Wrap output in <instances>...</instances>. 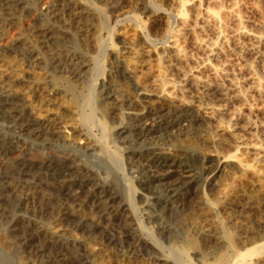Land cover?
Segmentation results:
<instances>
[{
	"label": "bare ground",
	"instance_id": "1",
	"mask_svg": "<svg viewBox=\"0 0 264 264\" xmlns=\"http://www.w3.org/2000/svg\"><path fill=\"white\" fill-rule=\"evenodd\" d=\"M31 1L29 5V12H32L31 14L16 16L14 18L15 21L7 22L8 29H5L4 26H2L4 29L0 28V89L6 86L8 88H5L6 93L14 92L19 97V102L10 101V106L6 110V118L13 120L14 123H19L14 124V128H19L24 135L27 134L35 139L39 138L49 149H53L52 147L57 139L75 150L94 148L96 143L95 137L93 139L91 134L92 129H101L103 137L110 133V126L103 119V114L99 112L100 116L102 114V117L95 115L96 109H94V106H98L94 103H96L95 100L99 96V104L101 106H99L98 110H103L105 106L107 109V105L104 104L105 106L103 107L102 103L106 102L107 98L111 96L106 92L107 89L105 88L107 87L101 82L93 84L87 93L80 92L81 89L78 91L79 86L76 83L83 76L86 77V73L91 67L89 59H87L88 57L85 54L87 52L82 51V45H77L74 42V38H76L75 31H81L84 26L88 25L90 17L92 18L97 13L99 14L100 8L89 0H87V3L81 0ZM204 1L198 0L196 3L192 2V5L189 0H179L180 8L178 7L179 9L176 14L179 19L177 27L169 31L166 40H164L166 44L163 42L164 46L162 48L164 49H162L161 53L157 54L159 60H163L164 62L172 56L175 60L182 63V65L183 63L185 65L189 62V58L188 53L184 50V45L190 43L196 48H201L202 50L200 51L202 53L204 50L205 56L203 60L200 63L198 62V65L195 63V67L185 68V66H182L181 69L179 68L177 70L178 77L176 76L178 79L174 78L175 76L173 77V69L170 68L168 70L166 67L165 70V66L163 65V69L153 74V86L151 85L153 88H143L139 92L138 98H141L147 104H141V108L129 111L128 115L126 114L127 121L125 119V122L118 121V125L120 126L116 124L118 126L117 134H126V138L128 137V133L131 132L136 137V140H141L139 146L133 151L134 157L142 159L143 163L148 164L149 169L152 167L150 174L144 175L143 181L145 183L143 185L148 186V184L150 185L154 182L161 183L165 187L169 197L178 200V204H180L175 209L170 210L168 199L156 198L157 205L161 208L166 207V210L169 209L168 212L174 214V217L177 218L176 229L172 231L169 227L168 230H165L171 240L173 239L171 245H164L158 238L161 236L159 234L161 230H159L158 234L160 236L158 237L152 236V233H147V236H142V234L136 235L137 237L134 236L133 240L131 239V245L133 246L131 249L139 253H153L156 256L154 264H264V166L262 165L264 161V138L258 135L259 138L257 139L250 137L251 139L246 141L243 137L245 135L242 136L239 134L240 131H237L240 125H236L235 121H230V125H226V127L216 125L220 127L216 131L206 121L209 117L219 116L224 113L227 105L235 99L244 98L246 94L244 93V89L246 88H243V85L247 82V84L251 83L252 88L257 91L262 89L261 78L253 70L255 69V64L249 61V63H246L245 61L244 65L238 64L240 67L235 69L239 71L235 72L234 70L232 72L230 67L236 68L237 66L235 67L231 64L228 70L227 63L224 62V64H227V66L225 65L226 68L222 65V62L221 65L213 64L211 60L218 57L221 52H224L222 51L225 49L223 45H225L224 42L227 44L228 39H231L230 42L232 40L239 41V39H243L245 40V42L243 41L244 44H242L244 48L241 47L244 51L254 55L255 58H258L264 64V61H262L264 51L260 50L261 46L264 47L263 28L261 27L262 30L260 31L259 28L257 29V25V27L255 26L256 29H253L254 26L253 28H249L243 23L242 14L239 15L240 13L236 12L239 9L235 6L236 0ZM186 2L187 4L189 2L190 6L192 5L191 8H187L189 17L184 16ZM112 8L119 16L124 14L120 4ZM157 8L155 11H160V8ZM36 21L39 22V27L36 25L38 28L35 30L34 41H20L22 50L25 49V53H21V56L8 54L4 48L7 50L14 48L13 45L15 43H13V40L15 39L13 37H15L14 34L19 29L18 25L21 26L25 23V25L31 26ZM57 21L61 22L62 25H58ZM199 30L204 31V33L209 30L212 38L198 36ZM201 34L200 32L199 35ZM71 36L73 42H71V39L70 42L67 40ZM150 40V38H144V41L149 45L152 41ZM168 42L170 43L167 45ZM102 43L100 38L96 36L93 38L90 48L92 47L97 52H100L103 50ZM128 44L125 41L123 48L129 49ZM235 44L237 43L235 42ZM83 47L84 49L85 47L87 48L84 45ZM169 53L172 55H169ZM116 57L125 75L129 79L136 80L135 65H131V60H128V56L126 58V56L120 53ZM31 58L32 61H30ZM262 63L261 65H263ZM252 65L254 66L253 69ZM99 66L94 65L96 71ZM230 70L232 73L229 72ZM234 72H238V74ZM259 75L261 76V73ZM219 80L226 83L223 85ZM74 81L77 82L74 83ZM152 96L155 99L151 100ZM104 97H106V100L103 99ZM212 98H217L222 103L219 102L221 104L215 105L209 103L210 101L207 102V99ZM119 100L118 102H121ZM138 102L139 99H128L129 104H139ZM117 119L119 120L120 118ZM231 119H235L233 118V114ZM77 121L84 124L82 126L85 127L86 131L79 128L80 125H78ZM248 126H250L249 123ZM225 131H229L232 141L228 140L225 136ZM242 132L244 131L242 130ZM157 133L159 135L154 138L153 134ZM162 137L175 141L177 143L175 148L167 149L165 148L166 146L163 147L161 143L163 139L159 140ZM18 139L13 137H9L8 139L5 138V135L0 134V146L8 149L18 148ZM100 142L103 143L102 138ZM250 150L254 152L251 151V153ZM248 153L249 155H253L252 158L248 159L244 157ZM53 155L56 156L54 152L47 154L46 159L39 164V167H34L33 169V175L39 176V184L44 183V181L48 183L55 181L57 185H55L56 190L59 188L68 189L71 194L70 197L81 203L87 201V198L89 200L93 198L98 209L102 210L104 215L108 214L107 210L116 205V202L118 204L120 202L122 210L128 211L127 220H124L121 225L124 227L122 231L133 230L131 221L128 220H133L135 216L132 211L134 205L131 196L134 188L131 185H127L129 193L127 202L123 203L112 193L103 190V187L99 182L95 181L92 176L93 174L91 175L92 171L90 172L86 165L79 164V160L78 164L74 163L76 156L70 154L64 156L65 154H63L60 157L57 154L56 158L59 160L60 165L54 168L53 165L56 159H54ZM112 157L117 160L113 155ZM17 163L18 159H15L12 163L5 164L4 166L5 168L8 167V169L15 170ZM13 172L15 173V171ZM17 182H11L10 191H12L13 196L19 204L24 203V206H26L25 198L20 193L24 192V190L25 193L26 190H28L27 193L31 190L33 191V188H37L38 185L29 181ZM203 182L205 184L207 182L211 186L210 198L203 196L201 194L202 191L197 189L198 183L202 184ZM82 186L89 193L86 200L84 198L81 199L78 192L73 190L75 187L83 188ZM158 186L160 185L158 184ZM81 192L83 193V191ZM184 194L185 196L183 197ZM25 195L27 196V194ZM36 195L37 193L34 196ZM195 195L199 200L192 205L189 203V208L184 211L185 205L189 201H192ZM40 199L42 204L46 206L53 200L45 193L40 195ZM69 205L71 206V204ZM58 210L57 216L55 214L52 215V213H48L47 217L45 216L49 221L48 225L44 223L39 225L40 231L43 233L42 235L54 241L53 244L56 242L60 246L71 244L81 247L84 252V262L86 261L87 264H103V261L105 264H123L120 263V260L124 258L128 259L129 264H142V262L135 263L130 261V259L136 261L137 257L127 255L128 253L122 254L118 258L119 260L113 258V255H110L109 252V256H107L105 252L104 254L101 251V247L95 245V242L92 240L85 242L87 239H84V241L71 231L70 223H79L86 220L99 221L94 218L95 216H91L88 219V217L83 216V212L81 214L79 210L66 207L65 205L59 206ZM237 210L238 213L235 215ZM156 218V221L159 220V217ZM116 233V235L120 234L118 231ZM100 241L102 240L100 239ZM192 258L196 259V262ZM113 259L117 261H113ZM63 260L60 264L67 263V261Z\"/></svg>",
	"mask_w": 264,
	"mask_h": 264
},
{
	"label": "rangeland",
	"instance_id": "2",
	"mask_svg": "<svg viewBox=\"0 0 264 264\" xmlns=\"http://www.w3.org/2000/svg\"><path fill=\"white\" fill-rule=\"evenodd\" d=\"M30 1L31 0H0V24H1L0 28L4 26L5 29H8L7 27H9L8 26L9 21H15L14 18L16 16L19 17L20 15L26 16V15L31 14L32 12H29L30 11L29 5L31 4L32 1L31 2ZM81 1L85 3L88 2L87 0H81ZM89 1L93 2L94 5L100 8V13L99 14L97 13L99 17L96 16L97 14L94 15L92 18L90 17L88 21V25L84 26L81 31H78V32L75 31L76 35L75 34L74 35L76 38H74V42H76L77 45L79 44L82 45V47L83 45L87 46L88 49L86 47L85 49L84 47L83 48L81 47V49L82 51H85L90 54L89 55L85 53L86 56L88 57L87 59H89L91 68L87 71L86 77L83 76L81 79L78 80V82L74 81V83L77 82L76 84L77 86H79L78 91L81 89L80 92L87 93V91H89L90 87L93 84H96V83L98 84L101 82L107 87L105 88L107 89L106 92H108L111 97L112 96L115 97V98L113 97L107 98V100H106V97H104L103 99H105L106 102L102 99L104 101V102L102 101L103 107L107 105V109L105 106L103 110H98L100 108L99 106H101L99 104L100 103L99 96H97L98 102L97 100H95L96 103H94L98 106V107L94 106V109H96L95 115L99 117L100 116L99 112L103 114V119L105 120L107 125L110 126V129H109L110 133H108L107 136L105 135V137H103L101 133V129L99 130L96 128L92 129L91 134L93 136V139L95 137L96 144H95V147L91 149L75 150L69 146H66L67 145L66 143L64 145V142L58 139L55 140L56 143L54 142V145L52 147L53 149H49L47 145L44 142H42L39 138L35 139L33 137L28 136L27 134L24 135L21 132V130H19V128H16V127L14 128V124H19V123H14L13 120L7 119L6 110L10 106V101L13 100V102H19V97L14 92L6 93L7 92L5 90V88H7L6 86L0 89V134L5 135V138H8V139L9 137L19 138L18 148L8 149L6 147L0 146V167H2L0 169V264H60L63 259H64L63 261H67L66 264H87L86 261L84 262L85 260L83 259L84 252L81 247L73 246L71 244H65L63 246H60L56 242H55L56 244L55 245L53 244L54 241L46 238V236L42 235L43 233H41L40 231L39 225L43 223L45 225H48L49 221L47 218H45V216L47 217L48 213H52V215L53 214L56 215L57 212L59 211L58 210L59 206L61 205H65L66 207L79 210V212L81 214L84 213L83 216L88 217V219H90L91 216L92 217L95 216L94 218L100 221V222L99 221L93 222V221L86 220V221L79 222V223L72 222L69 224V226H71L70 227L71 231L77 236L81 237L82 240L87 239L86 241L84 240L85 242H87L88 240H92L93 242H95V245L98 247H101L102 248L101 251L103 253L105 252L106 254L105 253L104 254L107 256H109L108 255V252H109L110 255H113V258L118 259L122 254L128 253L127 255L137 257L136 261L133 259L132 260L130 259V261H133L135 263L142 262V264L143 263L144 264H147V263L154 264L156 256L153 253H139L131 249L133 248V246L131 245V242L133 240L132 238L138 234H142V236L144 235L147 236L146 235L147 233L149 234L152 233L151 235L155 237H158L161 235L158 238L166 246H169L173 243V239L171 240L170 236L168 235L167 231L165 232V230H168L169 227L172 231L176 229V221H177L176 219L177 218L174 217V214H170L168 212L169 209L166 210L167 209L166 207L161 208L159 205H157L156 198L168 199L169 200L168 205L170 207V210H173L176 207H178L180 205L178 204L179 201L170 198L165 190V187L161 183L154 182L150 185L148 184V186L143 185V183H145L143 181L144 175L150 174V169H152V167H150L149 169L148 164L143 163L142 159H138L134 157L133 151L139 146L141 140L139 141L138 139L136 140V137L131 132H129L131 136L128 133V137L125 138L126 134H123V135L117 134V129H118V126H120L118 125L119 122L121 121L125 122V120L127 121L128 119L127 113L129 111H132L135 108L137 109L141 108V104H147V102H144V100L142 101L141 98H138V96H139V92L141 91V89L143 88L150 89V87L151 89L153 88L152 87L153 86L152 82L154 79L153 74H156L158 70L163 69L162 67L165 66L164 67L165 70H166V67L168 68V70L170 68L173 69L172 70L173 72L171 71L173 74V77L175 76L174 78L178 79L177 70L179 68L181 69L182 66H185V68H189V67H195L196 64L198 65L201 62V60H203V57L205 56L204 50L202 53V51H200L202 50L201 48H196L192 46L190 43H187L184 45V50L186 53H188L187 55L189 58L188 59L189 62L187 64L184 65L183 63L182 65V63L175 60V58L172 56L167 58V60H170V61L166 60L167 62L166 61L164 62L163 60H159L157 54H159V52L161 53L162 49H164L162 48V46H164V43H165L164 40H166V36L168 35L170 30H173L177 27V22L179 19H178V16H176V14H177V10L180 8L179 0H114V1L112 0H89ZM189 2L192 4V2L196 3L198 2V0H189ZM189 2L188 4L186 2L184 6V13H185L184 16L186 17L190 16L187 11V8L188 7L191 8L193 5L192 4L190 6ZM235 2L236 4H238V5L235 4V6L239 8L237 9L236 12L237 13L239 12L240 13L239 15L242 14L241 16H242L243 23H245V25L249 28H253L254 26L253 29H256L255 26L257 25L258 26V27L256 26L257 29L259 28L261 31L263 28L262 31L264 33V0H245V1L236 0ZM204 3L206 4L205 1ZM118 4L121 5V7L123 8V10L122 9L121 10L124 11V14L120 16L115 11H113V8H112L114 6H117ZM157 7L160 8V11H155ZM33 23L31 26H27V24L25 25V23L22 24L21 26L18 25L19 26V29L17 30L18 32L16 31V33L14 34L15 37H13L15 39L13 40V43H15V45H13L14 48L12 50H7L6 48H4L8 52V54L21 56V53L23 54L25 53V49L22 50V45L20 41L21 42L23 41L27 42L29 40L34 41L35 33H36L35 30L39 27L38 26L39 22L36 21ZM57 24L62 25V23L58 21H57ZM36 25L38 27H36ZM207 31L205 32L206 33L205 34L204 31L199 30V33L201 32L202 34L199 35L198 33V36H204V37L207 36V38L209 39L212 38V35L211 33H209V30ZM77 33H78V37H77ZM82 36L83 38H81ZM85 36L88 38H86ZM96 36H98L100 40L103 42L102 43L103 50L100 52H97L92 47L90 48V44L92 46V40ZM144 38H150L152 40V41L150 40L151 43L149 42L150 45L144 41ZM70 39H71V42H73L72 36L69 37V39L67 40L70 42ZM230 40L231 39L227 40V44L226 42H224L225 45H223V48L225 49L222 50L224 52L220 53L219 55L220 57L218 56L212 59L211 63L221 65V62H222L223 63L222 65L224 66L225 65L227 66L228 64L227 66L228 70L231 64H233L235 67L237 66L236 68L230 67L232 72L235 69H238L240 67L239 65L240 64L242 65L245 61L246 63L250 62L252 64H255L254 65L255 69H253L254 68L253 65H252V69L256 72V75L259 78H261L260 80L262 83L261 84L262 89L257 91L254 88H252V86L250 85L251 83L247 84L248 82L246 81L247 83L244 84L245 86L243 85V88H246L244 89V93H246L245 97L242 99H235L234 101H232L231 103L227 105L224 113H222L219 116L209 117L212 119L209 120V118H207L206 121L208 125L210 124V127L212 129L214 128L213 130L215 131L217 128L226 127V125H230L229 124L230 121L231 122L235 121L236 125H240V127H238L239 130H237L238 132L240 131L239 134L242 136L243 135L247 136V137L243 136L246 141L250 140L251 138L257 139L259 138L258 135L259 136L261 135V138H264V134H263L264 133L263 132L264 131V114H263V110H264V85H263L264 84V67L263 66L264 64L258 58H255L254 55L244 51L243 49L244 45L242 46V44H244L245 40L239 39V41L232 40L231 42ZM125 41L129 43L128 44L129 49L123 48ZM170 42H168L167 45ZM235 42L237 44H235ZM260 48H261L260 49L261 51L262 50L264 51V47L261 46ZM120 53L126 56V58L128 56L129 58L128 60H131V65L133 66L135 65L137 67L136 68L134 66V68L136 69L135 70L136 80L131 79V78L129 79V77H127L124 71L122 70V67L118 64L116 55ZM169 55H172V54L169 53ZM249 55H252V56H249ZM30 61H32V58L30 59ZM229 61H230V64H229ZM262 61H264V58L262 59ZM224 62L227 64H224ZM169 63H171L170 66H168ZM261 63L263 65H261ZM95 64L97 66L100 65L97 69L98 72L95 70V67H94ZM178 65L179 67H177ZM231 70L229 72H231ZM236 71H239V70H235V72ZM260 73H261V76L259 75ZM235 74H238V72ZM219 82H221L223 85L226 83V82L225 83L222 82L221 80H219ZM130 98L131 100L134 98L137 100L139 99V102H138L139 104H136L137 102L129 104L128 99ZM118 99H120L119 101L121 102H118ZM153 99H155L154 96H152L151 100ZM212 99H207L208 100L207 102L210 101L209 103L215 104V105L222 103L220 100L218 101L217 98H212ZM249 108L251 109L249 110ZM102 114L100 117H102ZM232 114H233V118H235L233 120L231 119ZM117 118H120V119L118 120ZM77 122H78V125H80L79 128H81V130L83 131H86L85 127L82 126L84 124H82L79 121ZM248 123L250 126H248ZM242 130L245 132V134L244 132H242ZM252 134L253 136H251ZM158 135H159L158 133L153 134V137L156 138ZM225 136L228 138V140L230 139V141H232V137L229 134V131H225ZM100 137L102 138L103 143L100 142L101 140ZM159 140L160 141L162 140L165 142V144H163L164 142L161 141L163 147L166 146L165 148L167 149L168 148L174 149L175 145L177 144L172 139H168V138L164 139V137L160 138ZM41 143H44V144H41ZM251 151L253 150H250V152ZM50 152H54V154H56V156L53 155V157H55L54 159H56L57 161V162L56 161L54 162V165H53L54 168H57V166L59 167L60 165L58 162L59 160L56 158L57 154L59 156L60 155L62 156L63 154H65L64 156H66V154L76 156L74 163H77L79 160L78 162L79 164L86 165V167L90 170V172L92 171L91 175L93 174L92 176L94 177L95 181L99 182V184L103 187V190L104 191L106 190L107 192L112 193L115 197H117L118 200H121L123 203L127 202V196L129 193V190H127L128 189L127 185L128 184L131 185L134 188V190L131 193V196H132L133 205H134L132 211L134 212L135 216L133 220L132 219H128V220L131 221V226L133 230L126 231V232L122 231L124 227L121 225L123 224L124 220H127L126 216H127L128 211L125 212L124 210H122L121 208L122 204L120 202L119 204L118 202H116V205H114L113 207L109 208V210H107L108 214H105L107 216L106 217L104 215V212L98 209V206L95 200H93V198H91L90 200L89 198H87L89 193L86 191V189L83 186H82L83 188H76V187L73 188L74 191L78 192L81 199L84 198V200H86L87 198V201L81 203L80 201L78 200L75 201L73 198L70 197L71 194L68 189L59 188L58 190H56L57 185L55 181L54 182L52 181L51 183L44 181L45 184L44 183L39 184V178H38L39 176L33 175V169L34 167H39V164L46 159L47 157L46 155L50 154ZM249 153L247 155H244V157L248 159L252 158L253 155H249ZM112 155L117 160H115L112 157ZM15 159H18L17 167L15 168V170H11L10 168L8 169V167L5 168L4 166L5 164L7 165L8 163H12L13 161H15ZM262 165L264 166V161L262 162ZM13 171H15V173ZM17 181L21 183L29 181V182H34L36 185H38L37 188H33V191L31 190L27 193L28 190H26V193H25V190H24V192L22 191L20 193L22 194L23 198H25L24 201H25L26 206H24V203L19 204L16 201L15 197L13 196L12 191H10L11 182H17ZM203 183L202 184L198 183L199 185H197V189L202 191L201 194L203 196L210 198L211 197V190H210L211 186L207 182L206 184L205 183L203 184ZM158 184L160 186H158ZM81 191H83V193ZM36 193L37 195L34 196ZM42 193L49 195V197L53 199L51 200V203H49L48 206L43 205L41 202L40 195H42ZM25 194H27V196ZM55 194H56V197H55ZM184 196L185 194L183 195V197ZM197 200H199V198L197 199L196 195L193 196L192 201H189L185 205L186 208H184V211H186L189 208V206L194 204ZM60 202L63 204H61ZM72 202H73V205H72ZM189 203L190 205L188 206ZM69 204H71V206ZM238 210L235 212L236 213L235 215H237ZM39 215H40V218H39ZM156 217H159V220L156 221L157 219ZM160 223H163V224H160ZM142 226H144V228H142ZM159 230H161L162 232L161 231L159 232ZM116 231H118L120 234L116 235L117 234ZM158 232L160 235L158 234ZM115 237L119 239V241H117ZM100 239L102 241H100ZM192 259L193 261L196 262V259L194 258ZM113 261H117V260L113 259ZM120 261H121L120 263L129 264L127 258H124L123 260H120ZM103 264H105L104 261H103Z\"/></svg>",
	"mask_w": 264,
	"mask_h": 264
}]
</instances>
